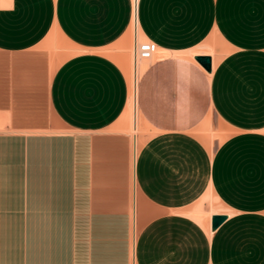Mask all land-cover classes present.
<instances>
[{
	"label": "crops",
	"instance_id": "crops-1",
	"mask_svg": "<svg viewBox=\"0 0 264 264\" xmlns=\"http://www.w3.org/2000/svg\"><path fill=\"white\" fill-rule=\"evenodd\" d=\"M0 264H264V0H0Z\"/></svg>",
	"mask_w": 264,
	"mask_h": 264
},
{
	"label": "rangeland",
	"instance_id": "rangeland-1",
	"mask_svg": "<svg viewBox=\"0 0 264 264\" xmlns=\"http://www.w3.org/2000/svg\"><path fill=\"white\" fill-rule=\"evenodd\" d=\"M129 48L131 50V37H132V26H129ZM53 50L60 53L61 57H64L72 52V49L61 42H55L52 45ZM128 104L130 106V100L128 99ZM127 104V106H128ZM130 108V107H129ZM129 109V120H131V114ZM229 135L227 131L216 121L214 117L211 119H205L203 122V126L198 129V133L194 136L198 138V140L203 145L204 156L207 158L213 150ZM222 136V138H221ZM221 140V141H220ZM204 209L207 212H210V209H217V205L210 199H203Z\"/></svg>",
	"mask_w": 264,
	"mask_h": 264
},
{
	"label": "built area",
	"instance_id": "built-area-1",
	"mask_svg": "<svg viewBox=\"0 0 264 264\" xmlns=\"http://www.w3.org/2000/svg\"><path fill=\"white\" fill-rule=\"evenodd\" d=\"M132 1V9L134 11L136 1ZM132 47H131V67H132V79L136 80L137 74L143 69V67L151 62L157 52V47L154 43L148 40H141L134 32V19H132Z\"/></svg>",
	"mask_w": 264,
	"mask_h": 264
},
{
	"label": "water",
	"instance_id": "water-1",
	"mask_svg": "<svg viewBox=\"0 0 264 264\" xmlns=\"http://www.w3.org/2000/svg\"><path fill=\"white\" fill-rule=\"evenodd\" d=\"M194 60L206 71L209 72L210 69V59L209 57H195ZM225 216L223 215H212L210 217V229L214 230L217 228L223 221Z\"/></svg>",
	"mask_w": 264,
	"mask_h": 264
},
{
	"label": "bare ground",
	"instance_id": "bare-ground-1",
	"mask_svg": "<svg viewBox=\"0 0 264 264\" xmlns=\"http://www.w3.org/2000/svg\"><path fill=\"white\" fill-rule=\"evenodd\" d=\"M134 32H136L135 31V26H134ZM137 35H138V37H140V35L137 33ZM127 71V70H126ZM132 72V71H131ZM130 72V73H131ZM129 73V72H128ZM129 73V84H130V114L133 116V114H134V98H135V88H136V80H134V79H132V77H131V74ZM127 114H129V111H128V113ZM130 121V120H129ZM134 123V122H133ZM130 126V125H129ZM134 128V127H133ZM130 130H131V128H130ZM221 138H222V136H221ZM224 138V137H223ZM222 138V139H223ZM221 141V140H220ZM134 142V141H133ZM137 148V147H136ZM137 150V149H136ZM213 211H218V209H212ZM196 220L197 221H200L201 220V218H197L196 217Z\"/></svg>",
	"mask_w": 264,
	"mask_h": 264
}]
</instances>
